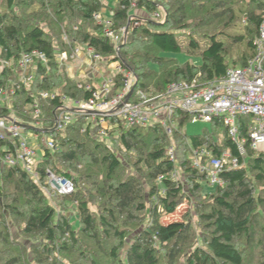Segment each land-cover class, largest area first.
<instances>
[{
    "label": "trees",
    "instance_id": "16d2710c",
    "mask_svg": "<svg viewBox=\"0 0 264 264\" xmlns=\"http://www.w3.org/2000/svg\"><path fill=\"white\" fill-rule=\"evenodd\" d=\"M133 6L150 14L161 9L164 21L148 20L135 26L133 22L139 21L130 15ZM104 8L98 0H0V90L13 92L8 104H0V118L15 119L26 134L44 135L55 142L53 151L39 144L37 180L19 165L0 167V264H67L75 249L84 248V242L100 252L111 239L114 242L109 244L107 256L114 264H244L237 242L244 239L252 245L258 231L264 232L260 226L264 153L247 149L244 165L221 172V185L214 186L208 200L199 206V234L187 221L163 224L159 219L172 214L181 199L201 195L202 183L208 184L206 174L192 167L191 148H205L212 158L223 153L237 156L222 120L209 123L210 134L190 138L181 131L189 121L182 112L174 114L176 130L171 137L158 125L125 128L118 119H109L106 140H98L94 138L96 128L87 125L86 116L58 133L53 122L64 104L62 99L86 100L90 93L84 86L91 82L66 77L56 56L65 52L70 60L75 48H92L106 63L118 62L121 69L133 74V93H161L173 82L194 81L203 86L222 77L229 67L242 66L252 58L253 40L264 19V0H116L108 14L113 29L128 25L118 51L93 19ZM190 21H196V27L222 26L206 35L199 66L162 56L181 51L174 31L188 29ZM237 24L242 27L240 34H230ZM239 45L244 50L233 54L230 49ZM190 46L196 47L193 42ZM33 51L46 62L35 61L32 81L26 83L17 63L22 54ZM123 83V74H116L110 96ZM43 93L54 98L42 99ZM35 104L38 115L34 114ZM249 124L250 118H237L241 137L247 136ZM105 141L113 142L120 153L111 151ZM171 144L173 162L167 156ZM3 148H11L9 141H0V153ZM85 158L88 161L79 166ZM47 170L75 187L70 195L53 196L60 200L56 207L43 190ZM177 171L187 181L188 192L173 177ZM86 193L88 199H84ZM66 202L75 203L77 229L63 205ZM90 204L100 212H93ZM142 214L146 223L126 246L129 231L117 225L121 219L122 225L136 230ZM8 218L18 238L11 235ZM91 249L88 252H94Z\"/></svg>",
    "mask_w": 264,
    "mask_h": 264
},
{
    "label": "built area",
    "instance_id": "2783aa9c",
    "mask_svg": "<svg viewBox=\"0 0 264 264\" xmlns=\"http://www.w3.org/2000/svg\"><path fill=\"white\" fill-rule=\"evenodd\" d=\"M104 1V0H98ZM153 18L164 20L160 11L153 13ZM94 21L101 27L102 34L118 51L126 37V27L119 31L113 29L110 17L103 13L93 15ZM137 25V24H136ZM254 54L244 65L229 67L225 74L213 81L197 86L193 81L173 82L166 86L163 92L152 94L137 91L133 93L135 78L130 71L120 68L115 63L118 73L123 74V86L114 95L110 96L113 79L109 76L96 87L89 83L84 90L90 93L86 100H70L71 107L65 103L58 109L54 118L53 130L62 133L76 119L86 116V123L96 128L94 138L103 140L107 138L108 120L118 119L125 128H147L158 125L167 137H171L176 130L174 114L182 112L189 117L190 123H210L213 119H221L228 138L234 144L237 156L223 153L218 158L209 156L205 148H191V164L194 169L205 173L210 186H220V174L223 170L236 169L245 164L247 149L254 153H264V19L261 21L256 37L253 40ZM82 49L94 62L107 63L92 48H75L70 57L74 58ZM45 63V57L33 51L24 53L17 63L21 79L28 83L32 81L35 61ZM61 69L68 60L65 52L56 56ZM117 73V74H118ZM12 90H0V104H8ZM42 99L54 98L52 94H41ZM34 114L38 115L37 104L33 106ZM238 117L250 118L247 136L239 135L236 120ZM38 127V123L35 124ZM41 129V128H39ZM36 139L44 148L53 151L55 142L44 135L36 134ZM0 141H9L11 148H3L0 153V167L21 166L29 176L38 179L35 169L39 162L37 150L28 140L25 128L15 119L0 118ZM170 161L175 160L173 145L167 148ZM242 161V163H241ZM176 173L173 174V177ZM44 192L54 195H70L74 192L73 183L61 178L49 170L46 171Z\"/></svg>",
    "mask_w": 264,
    "mask_h": 264
},
{
    "label": "rangeland",
    "instance_id": "374dc122",
    "mask_svg": "<svg viewBox=\"0 0 264 264\" xmlns=\"http://www.w3.org/2000/svg\"><path fill=\"white\" fill-rule=\"evenodd\" d=\"M136 2V0H134ZM150 1V0H149ZM104 5L106 8V10H103V15L106 17L108 16V12L110 10V8H113L114 5H116V0H104L103 1ZM135 5V4H134ZM242 4H240L239 6H241ZM160 13L163 16V18H165L164 13L161 11L160 9ZM131 17H133V19H137L138 22H133L135 26H137L138 24L143 23L144 21H148V20H152V21H158V22H163L164 20L162 19H154L153 18V13H148L146 12L144 9H139L138 7H134L132 8L131 12H130ZM196 22V21H195ZM195 22L190 21L189 25L190 27L186 30H182V31H174L175 35H176V40L178 42V44L181 47V51L178 53H163V57L166 59H174L177 60L179 62H190L191 64L195 65V66H199L201 64V58H200V52L206 48L207 46V40H206V35L208 34H212L215 33L216 31L222 29V26H219L218 24H216L214 27L212 28H206V27H196L195 26ZM137 24V25H136ZM217 28V29H215ZM242 29V27L240 26V24H237L235 29L228 31L230 34H240V30ZM243 32V31H242ZM192 36V37H191ZM193 42L195 44L196 47H191L190 44L191 42ZM230 50H233V54L235 52H239L241 50H244V45H239V46H235L233 48H231ZM108 66L105 67V78L109 77V76H113L115 74L118 73V70L116 69V65L115 63H107ZM63 72V70H62ZM67 106L71 107V103L69 102L67 104ZM87 122V121H86ZM88 124V123H87ZM182 133H184L188 138L190 137H194V136H202L205 132L210 134L211 133V126L209 123H201V122H196V123H190L189 121L187 123H185L182 127ZM29 134V133H28ZM31 135V134H29ZM33 136V134L31 135ZM222 137V136H219ZM32 137L28 136V140L31 144H33L32 142ZM96 139V138H95ZM106 140V139H103ZM107 146L111 149V151H113L116 154H119L120 150L118 149V146H116L113 142H109V141H105ZM36 144H38V142H36ZM38 159L41 158V151H38ZM88 161V158L83 159L81 162L78 163L79 166H83L85 164V162ZM128 170H126V172H129V166H127ZM137 174V173H136ZM138 176V174H137ZM176 178V180H178L179 184H181L183 190L185 192L189 191V185L187 184V181L185 180V178L182 176L181 171H177L176 175L174 176ZM142 184L144 186V191L145 194H147V186L145 184V182L143 181V179L141 180ZM203 186V191L201 193V195H199L198 193L192 197V198H187L185 197L184 199H181V201L179 202L178 206L175 208V211L172 214H168V215H164L162 216L159 221L163 224H168L171 222H181V221H187L190 222V224L192 225L193 229L195 230V232L197 234L200 233V227L198 224V210H200L199 206L201 204H203L204 202H206L208 200V194L214 191V186H210L208 185L206 182L202 183ZM90 189V187H88ZM45 194H47L45 192ZM89 194L86 193V196L84 197V199H88L89 198ZM48 202L53 205V206H58L59 205V199L55 200L53 198V196L50 194H48ZM146 200H148V197L146 195ZM66 205V207L68 208V215L72 216L71 218V224L73 225L74 229H77V222L76 219L74 217V211L73 208L75 206L74 202H66L63 203V205ZM147 206H150L149 202L146 203ZM90 209L95 212L96 214H98L100 212V209H98V207L94 204H90ZM141 222L138 223V228L135 230L134 227L132 226H124L122 225V220L120 219L119 221V225H117V227L119 228L120 226H123V228H126V230L129 231V233L126 236L125 239V244L126 246L130 244V241L134 238V236L138 233V231L143 229V224L146 223L147 218L143 217V214L141 215L140 218ZM7 221L9 222L8 224L10 225V232L11 235H13V237L18 238L16 236V228L13 227V225L11 224V219H7ZM261 221V225L264 228V215H263V220ZM104 238V237H103ZM112 240V241H111ZM108 242V246L109 244H112V242H114L113 239H111ZM108 246L104 247L102 250H100V252L97 251V249L93 246V244L89 245V242H84V248H80V249H75L73 251V253L71 254V262H75L76 264L80 263V264H114L110 258L107 256L108 254ZM87 247V249L85 248ZM92 248L91 250L94 252H88V249ZM236 248L242 253L243 258H244V264H262L264 262V232L261 230L260 232L258 231V233L255 236V241L252 245H248L247 243H244V239L240 240L237 242L236 244ZM81 253L84 255L83 258H81ZM93 260V261H92ZM68 260L67 264L71 263ZM94 262V263H93Z\"/></svg>",
    "mask_w": 264,
    "mask_h": 264
},
{
    "label": "crops",
    "instance_id": "0c3cea01",
    "mask_svg": "<svg viewBox=\"0 0 264 264\" xmlns=\"http://www.w3.org/2000/svg\"><path fill=\"white\" fill-rule=\"evenodd\" d=\"M109 14V12H108ZM105 67L106 64L94 62L91 60L84 49H82L74 58H71L66 62L63 68V73L71 80L76 82H91L96 87H98L105 78ZM71 103L70 100L66 101V105ZM32 135V133H29ZM32 137L33 147L37 150V154L39 149V141L36 139V134H33ZM38 142V144H36Z\"/></svg>",
    "mask_w": 264,
    "mask_h": 264
},
{
    "label": "water",
    "instance_id": "95a60500",
    "mask_svg": "<svg viewBox=\"0 0 264 264\" xmlns=\"http://www.w3.org/2000/svg\"><path fill=\"white\" fill-rule=\"evenodd\" d=\"M128 29V25L126 26V30Z\"/></svg>",
    "mask_w": 264,
    "mask_h": 264
}]
</instances>
